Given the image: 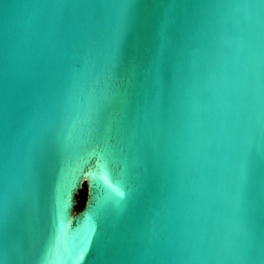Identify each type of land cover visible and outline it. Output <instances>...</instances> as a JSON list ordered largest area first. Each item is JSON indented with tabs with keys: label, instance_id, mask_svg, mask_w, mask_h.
I'll list each match as a JSON object with an SVG mask.
<instances>
[{
	"label": "water",
	"instance_id": "95a60500",
	"mask_svg": "<svg viewBox=\"0 0 264 264\" xmlns=\"http://www.w3.org/2000/svg\"><path fill=\"white\" fill-rule=\"evenodd\" d=\"M124 2L0 0V258L94 264L143 237L134 264H262L264 4L168 0L130 87L106 72Z\"/></svg>",
	"mask_w": 264,
	"mask_h": 264
},
{
	"label": "snow or ice",
	"instance_id": "6c2138e0",
	"mask_svg": "<svg viewBox=\"0 0 264 264\" xmlns=\"http://www.w3.org/2000/svg\"><path fill=\"white\" fill-rule=\"evenodd\" d=\"M259 2L264 4V0H259ZM174 6L168 0H125L111 50L109 65L106 68L109 78L114 79L123 72L130 77V87L138 86L140 80L138 61L142 37L150 30L158 15L167 13ZM147 74L154 77L162 88L166 86L167 69L162 60L154 58ZM131 103V98H126L125 104L130 106ZM101 119V108L97 106L89 114L88 123L95 125L98 129ZM2 135L6 141L8 136L7 122H5ZM107 147L106 144L102 151L106 152ZM241 178L243 181L247 179L246 167L241 169ZM33 202L38 205V190L34 191ZM7 227L6 220L0 221V232L5 231ZM142 238L102 246L97 252L94 264H134L133 261L127 259V252L130 248L138 246ZM84 253L85 249H81L80 255L83 256ZM31 256V246H21L14 257V264H30ZM0 264H4V259L0 258Z\"/></svg>",
	"mask_w": 264,
	"mask_h": 264
},
{
	"label": "trees",
	"instance_id": "16d2710c",
	"mask_svg": "<svg viewBox=\"0 0 264 264\" xmlns=\"http://www.w3.org/2000/svg\"><path fill=\"white\" fill-rule=\"evenodd\" d=\"M85 198H86V190L85 188L80 192V194L78 195V206H77V210H80L82 207H84L85 204Z\"/></svg>",
	"mask_w": 264,
	"mask_h": 264
}]
</instances>
